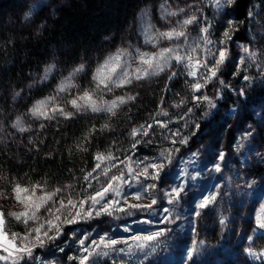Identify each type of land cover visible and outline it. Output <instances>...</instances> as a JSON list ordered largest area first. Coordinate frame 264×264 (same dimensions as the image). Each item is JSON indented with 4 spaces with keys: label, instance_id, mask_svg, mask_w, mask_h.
I'll use <instances>...</instances> for the list:
<instances>
[{
    "label": "trees",
    "instance_id": "trees-1",
    "mask_svg": "<svg viewBox=\"0 0 264 264\" xmlns=\"http://www.w3.org/2000/svg\"><path fill=\"white\" fill-rule=\"evenodd\" d=\"M207 1L0 0V181L9 186L62 188L77 197L90 184L89 173L95 174L113 160L98 161L97 155L123 158L129 153L149 152L153 127L150 138L141 142L137 137L133 140L132 130L151 124L161 106L169 110L182 100L187 102L192 93L188 82L193 81L184 73L183 64L175 62L172 69L177 75L171 80L172 70L110 91L126 97L125 103L111 112H93L86 107L77 111L70 101L85 92L102 96L99 81L94 79L97 70L116 53L129 55L144 46L147 26L162 30L165 23L175 25V19L195 14L199 24L210 17L211 34L221 36ZM26 9L30 15L25 18ZM230 10L235 24L231 42L241 43L251 58L259 56L263 61L262 67L245 66L235 72L226 64L223 76L227 82L233 79L234 85L242 84L246 90L247 81L264 83V0H236ZM220 87L225 99L237 104L240 114L246 104L242 107L239 96ZM210 90L216 107L208 108L211 118L199 110L193 136L208 135L212 130L214 137L225 133V123L220 120L222 102L215 96L214 85ZM130 96L135 99L129 100ZM262 97L264 91L253 89L249 104ZM52 100L49 115L33 114L40 101ZM59 108L73 115L65 118L54 111ZM133 143L137 145L134 149ZM228 239L226 232L217 238L220 248ZM69 254L67 251L65 256L69 258ZM236 259L231 255L216 264H264Z\"/></svg>",
    "mask_w": 264,
    "mask_h": 264
},
{
    "label": "rangeland",
    "instance_id": "rangeland-1",
    "mask_svg": "<svg viewBox=\"0 0 264 264\" xmlns=\"http://www.w3.org/2000/svg\"><path fill=\"white\" fill-rule=\"evenodd\" d=\"M207 5L212 13V18H214L213 25H218L221 31L220 35H222L227 21L232 20L233 13L230 7L218 11L210 0L207 1ZM182 20L175 19V25L165 23V28L162 30L147 26L143 33L146 41L144 46L129 55L116 53L107 62V67H105L106 64L101 67V74L107 78L103 83L98 80L100 89L104 94H101L102 96L90 95L101 109L100 111H107L106 109L111 106L113 101H117L116 107H119L121 104L118 102V98H126L123 94H111L110 91L129 86L135 81H142L145 78H157L161 74L173 71L174 60L171 61V68H167L163 72L145 76L140 80L135 78L141 70L148 69V66L142 63L144 54L155 56L162 48L182 44L181 40L169 41L159 36L160 32L169 31L174 27L178 28V22ZM210 20V17L202 18L201 24L198 23L188 27L189 35L187 43L182 44L181 55L191 54L196 59L207 58V52L199 40L198 29L204 26L205 23L212 22ZM212 37L218 40L220 36L213 34ZM197 44L201 46L196 48ZM215 46L219 47L218 44ZM193 48H195V51H193ZM244 49L241 43L231 41L228 43L229 60L226 64H230L231 72L239 71L245 66L248 68L250 66H255L254 68L263 66L261 64L263 61L259 56L251 58L249 49L247 52ZM192 63L194 64L195 60ZM225 66L222 68L219 78L212 81L203 90L204 93L212 98V89L210 90V88L214 85L216 87L215 96L217 97V89H221L219 79H223L228 85V87L223 88L233 95L239 96V100L241 99L243 103L241 104L242 107L244 103L246 105L239 114L240 109H238L237 104L225 99L222 90H220L218 98L222 102L220 120L225 123V133L223 135L214 137V130L210 132L211 134H204V136L192 135V129L195 128L199 110L201 109L206 118L209 117V106L206 102L199 105L192 102V97L200 95V93L192 91L187 102L180 104L179 107L174 105L171 109L164 110L161 106L158 113L167 111L168 115L164 116L157 113L155 119L151 122L154 135L151 136L153 131L150 132V129H148L149 135L147 136L137 135L139 142L151 136L149 152H145L144 155L129 153L123 158L110 160L95 174L90 175V184L84 193L75 197L71 191L56 192L59 188L22 187L29 190L27 193H21L22 198H25L28 203L38 202V197H46L51 193H56V195L41 204L37 211L39 219L29 221V225L17 221L12 216L7 217L5 239L0 240V256L8 255V252L4 249L10 243L19 245V240H12V234L16 233L23 236L29 226L35 228L41 223L46 224V220L51 218L48 211V209H51L60 217V221L54 220L53 222L60 223L61 235L54 242L48 241L45 246L34 250L36 257H38L37 261L34 262L25 258L20 261V264H40V262H43V264H71L74 260H70L65 256L67 251L70 252V257L80 256L83 254L79 245L80 239L87 237L85 243L90 246L91 241L98 240L101 236L121 241L127 240L128 243L118 244L116 246L118 250L115 251L103 249L108 252V255L96 256L90 260V264H209L211 260V264H216L219 261L231 258V255H236L238 261H264V228L260 227V224L264 223V97L252 105L249 104L248 99V95L253 89L257 92H263L264 83L247 81L249 87L244 90L242 84L234 85L233 79L227 82L223 76ZM188 71L189 69L185 67L184 73L187 74ZM188 78L194 82L192 77L188 76ZM124 79H130L131 83L121 85L119 82ZM105 84L108 86L105 87ZM189 84L190 82H188ZM52 103L53 100L47 102L44 106V117L49 115L48 108ZM189 108L192 109L191 112L188 111ZM157 121L168 122L167 129L159 127ZM197 126L199 127V123ZM177 130L183 136L188 137L187 144L173 145L171 143V139H179V137H172V132ZM229 131L233 132V136L229 137ZM165 137H168V139ZM177 147L180 151H172L171 162L165 170L167 175L164 179L165 181L174 179L177 184L184 182L187 185V194L183 196L178 204L168 205L166 198H163V192L160 191L161 185L158 184L157 200L159 207L154 206L149 210L134 211V214L130 216L121 212H116L112 216H95L94 214L92 218L77 217V222L73 224L62 223L65 218L71 219L72 215L77 211H81L80 207L72 208L68 203L69 201L77 204L79 201L86 199L89 194L94 195L96 191L106 187L116 175H123L125 179L131 181V177L127 174V168L122 163V161H128L129 156L132 161H145V158H147V161H152L158 159L162 151ZM220 151L225 153V160L221 162L222 170L217 173L212 168L214 163L217 162L215 158ZM193 153H197V155L193 156ZM143 166L144 164L141 163L140 167ZM132 167H135V165L133 164ZM185 170H187L188 175L184 174ZM191 175H196L197 179L195 181L189 179ZM153 182L144 181L145 184ZM213 186L218 189L216 200L205 209H195V211H200V215H194V201H197L202 195L209 194L213 190ZM13 187L0 181V191L6 193L8 197L7 199L0 198V208L6 213L25 211L24 205L15 198L16 194L12 191ZM137 187L139 185L133 182L132 187L124 185L123 191L130 196L136 192ZM163 188L167 189L168 184L164 183ZM28 197H31V200H27ZM108 198L115 199L116 197L109 195ZM61 201H63V207ZM148 202L149 199L147 198L141 201L129 200V203L146 204ZM93 207H98V205ZM161 207L171 209V223L166 225L155 223L161 217ZM83 210H88L87 204L83 206ZM150 212L153 215H149ZM145 219H151L154 223L151 225L139 223V221ZM221 220L224 221L223 224H221ZM125 227L129 228L128 232L123 230ZM165 228L169 231H165L162 236L156 237L152 241L137 242L131 239L134 235L144 236ZM225 232L229 235V239L220 248L221 243L218 242L217 238ZM51 234L54 235L55 233ZM138 243L145 246L138 247ZM61 248L63 251L60 250ZM8 250L12 251L11 248ZM189 252L192 253L191 256L188 255ZM252 253H255V255ZM0 264H11V260H0ZM75 264H79V262L75 261Z\"/></svg>",
    "mask_w": 264,
    "mask_h": 264
},
{
    "label": "snow or ice",
    "instance_id": "snow-or-ice-1",
    "mask_svg": "<svg viewBox=\"0 0 264 264\" xmlns=\"http://www.w3.org/2000/svg\"><path fill=\"white\" fill-rule=\"evenodd\" d=\"M210 2L216 7L218 11L223 10L226 7H231L236 3V0H210ZM184 9H180V12H184ZM169 15H176L177 13H168ZM199 21V17L195 14H191L186 16L182 21L178 22L179 27L172 28L169 31H163L159 33V36L163 39H167L169 41L174 40H181L182 44L187 43V37L189 32L187 31L189 26L197 25ZM233 21L228 20L225 29L222 31V35L218 38V40L213 39L210 29L212 25L210 23H205L204 26L199 27V40L202 42L204 50L207 52V58L196 59L191 54L185 56L181 55V47L182 44H176L173 47H165L162 48L155 56H148L144 54L142 57V63L148 66V69L141 70V72L137 73L135 78L137 80L142 79L148 75H155L159 72L165 71L167 68H171V61H175L177 64H183L186 68L189 69L187 75L192 77L194 82L189 84V88L194 93H200V95H194L192 97V102L195 105H199L200 103L206 102L209 107L215 108L216 104L214 100L204 93V89L212 83V81L217 80L219 78V74L221 73L222 68L226 65L229 60V51H228V43L232 40V33L235 30L233 27ZM219 45L216 47L215 45ZM200 44H197L195 47H200ZM211 46V47H210ZM195 51V48H193ZM245 52L248 51L247 48L244 49ZM116 59V58H113ZM195 60L193 64L192 61ZM162 61V62H161ZM243 63V61H241ZM107 67V63L105 65ZM83 66L77 71L82 70ZM151 70V71H149ZM177 73L172 71L168 79L171 80L175 77ZM94 79L99 80L100 82H104L107 78L101 74V70H97V76ZM245 80L249 79L248 77H244ZM121 85L126 83H131L130 79H124L119 82ZM219 85L222 87H228L223 79H219ZM108 85L105 84V87ZM63 91V87L60 89ZM220 89H217V98H219ZM241 94H243L241 92ZM19 95V94H17ZM129 100L135 99V97H128ZM118 102L120 104L125 103L123 97L118 98ZM73 108L77 111H80L82 107H88L93 112H98L101 109L96 105L93 101L92 97L88 92H85L82 96L72 99L70 101ZM181 104L184 103L182 100ZM47 104V101H40L34 108L32 112L34 115H44L42 111L43 107ZM117 106V101H113L111 106L108 107L106 110L111 112L113 108ZM180 105H177L179 107ZM54 111L59 112L60 115H63L65 118H70L73 113L66 112L64 109H54ZM189 112L192 111L191 108L188 109ZM114 114V113H113ZM159 115L167 116V111H162L158 113ZM51 119L52 117H47ZM182 118V117H181ZM157 124L161 128L167 129L168 122H161L157 121ZM153 127L152 124L141 125L140 128H134L132 130V137L133 140L136 139L137 135H149L148 129ZM23 130V129H21ZM172 137H179V139H171V143L173 145L176 144H187L188 137L183 136L179 130L172 132ZM168 139V137H165ZM136 143L132 144V148H136ZM172 151L179 152L180 149L174 148L171 150H164L160 153L158 159L147 161H132L131 157L129 156L128 161H122L127 168V174L131 177V181L124 178L123 175H116L112 178V181L104 187L100 191H96L95 194H89L86 199L79 201L77 204H73L71 201L68 203L71 205L72 208L80 207L81 211H77L74 215H72L71 219L65 218L62 223L65 224H73L77 222V217L80 218H92L93 215L100 216V215H108L112 216L116 212L125 213L126 215H133L134 211L138 210H149L152 209L154 206H158L157 200V187L158 184L161 185L160 191L163 192V198H166V203L168 205H175L183 199V196L187 194V185L184 182L177 184L175 180L172 181H165L164 177L167 175L165 172L168 164L171 162V153ZM193 156H196L197 153H193ZM107 159H117L116 157L109 155L105 157L103 155H97L96 159L104 160ZM216 163H214L212 170L215 172H220L221 169V162L225 160V153L220 151L216 156ZM143 163L144 166L141 168L140 164ZM135 167H132V165ZM99 167V164L96 165ZM185 175H188L187 170H185ZM91 173H89V176ZM87 179V177H86ZM189 179L195 181L197 179L196 175H191ZM144 181H154L153 183L145 184ZM133 182L137 187L135 193L131 194L130 196L123 191V186L127 185L129 187L133 186ZM167 183L168 188H163V184ZM13 193H15V198L18 202L24 205L25 211L23 212H5L2 208H0V240L5 239V228L7 224V217L12 216L17 221L23 222L25 225H29V221H36L39 219L37 216V211L41 207V204L48 199H51L56 193H51L46 197H38V202L28 203L26 202L25 198H22L21 193H27L29 190L22 188L20 185H15L12 189ZM35 190L33 189V192ZM62 191L61 189H57L56 192ZM112 195L116 197L115 199H109L108 196ZM218 195V189L213 186V190L210 191L207 195H202L197 201H194V215L199 216L200 211H195V209H205L209 204L216 200ZM0 198L7 199V194L0 191ZM149 199V202L146 204L142 203H129V200L133 201H141L143 199ZM27 200H31V197H28ZM61 206L63 207V201L60 202ZM88 205V210L84 211L83 206ZM98 207H93L97 206ZM126 206V207H125ZM133 210V211H130ZM161 217L155 223L158 224H168L171 223L172 220L170 219L171 209L168 207H161ZM49 215L51 218L46 220L45 223H41L39 226L29 228L26 230V234L20 236L19 234H12V240L16 241L19 240V245L16 243H10L4 251L8 252L7 256H0V260L9 261L11 260V264H20V261L24 260L25 258L31 259L34 262L38 260L36 257L34 250L45 246L48 241H55L61 235V228L60 223H54L53 221H60V217L57 216L51 209H48ZM59 211V209H57ZM149 215H153V213H149ZM139 223L151 225L154 223L151 219H145L139 221ZM224 221L221 220V224ZM261 228H264V223L260 224ZM125 232L129 231V228L125 227L123 229ZM165 231H169V229L165 228L164 230H158L149 233L148 235L140 236L134 235L131 237L133 241H152L156 237L162 236ZM51 233H55L54 235ZM87 237L84 239L79 240L80 249L82 250V255L80 256H71L69 257L70 260L78 261L79 264H90V260L96 256H107L108 252L104 251L103 249H116L118 244L124 243L127 244V240H117L110 237L101 236L98 240L91 241V245H86L85 241ZM138 247H144V244L137 245ZM11 248L12 251L8 249ZM63 251V249H60ZM122 251V249H120ZM249 251H251L249 249ZM255 255V253H252ZM189 256L192 255L191 252L188 253ZM43 264V262H40Z\"/></svg>",
    "mask_w": 264,
    "mask_h": 264
},
{
    "label": "clouds",
    "instance_id": "clouds-1",
    "mask_svg": "<svg viewBox=\"0 0 264 264\" xmlns=\"http://www.w3.org/2000/svg\"><path fill=\"white\" fill-rule=\"evenodd\" d=\"M23 15L26 18V17H28L30 15V12L26 9Z\"/></svg>",
    "mask_w": 264,
    "mask_h": 264
}]
</instances>
